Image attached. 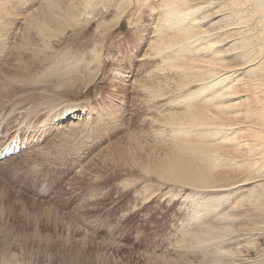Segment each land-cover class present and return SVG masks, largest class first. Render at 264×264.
I'll return each mask as SVG.
<instances>
[{
  "label": "rangeland",
  "instance_id": "374dc122",
  "mask_svg": "<svg viewBox=\"0 0 264 264\" xmlns=\"http://www.w3.org/2000/svg\"><path fill=\"white\" fill-rule=\"evenodd\" d=\"M49 1L0 0V129L4 137L20 131L28 137L25 151L0 161V224L11 231L6 238L11 264H212L213 241L203 238L198 244L190 233L225 222L214 221L218 212L207 208L199 215L184 196L217 198L225 191L170 181L155 168L170 169L174 162L213 172L216 182L232 185L247 174L224 160L235 158L234 151L223 152L229 163L216 162L199 149L209 142H201L199 132L190 143L163 120L168 112H174V121L186 120L185 103L167 105L179 84L172 83L170 97L155 101L142 87L151 79L179 77L162 74L157 68L165 62L149 47L161 1L91 0L65 27L45 21L39 32V12ZM214 9L200 16H212ZM219 39L225 33L213 41ZM219 46L226 52V44ZM227 60L237 65L241 59ZM232 98L238 101L235 109L220 121L235 125L241 140L253 138L258 114H264V91ZM75 106L83 110L75 122L52 124L53 116ZM179 136L186 138L181 144L197 150L182 152ZM254 151L234 152L236 164L254 162ZM258 183L263 186L264 179ZM260 203L235 209L227 231H252L254 251L264 254V200Z\"/></svg>",
  "mask_w": 264,
  "mask_h": 264
},
{
  "label": "bare ground",
  "instance_id": "6f19581e",
  "mask_svg": "<svg viewBox=\"0 0 264 264\" xmlns=\"http://www.w3.org/2000/svg\"><path fill=\"white\" fill-rule=\"evenodd\" d=\"M90 1L69 0L64 2L63 0H50L47 4V10L42 8L39 12L40 14L43 11L41 14L43 18H41V21L40 18L38 19L37 30L39 32L44 30L47 26L46 22L55 27L59 26L62 28V26H66L68 21L72 20V15L74 14L75 16L77 12L75 10H80L82 5L85 6ZM160 1L157 4L160 12L159 14L157 13L156 26L154 25L156 29L155 31L153 30L156 36L153 34L154 38L149 47L154 52V55L160 56L163 62H165V68L157 66V69L162 74L174 72V74H179V77L177 80L176 77L170 78L168 76L163 79H151L149 83H143V89L146 91L148 97L155 101L158 98L164 99L170 97L172 95L170 89L172 83L176 82L179 84L177 88L178 94L175 96L178 97L176 99L175 97L171 98V101L169 99L166 102L167 105L172 104V102L185 103L183 107L186 106V112L184 113L186 120L180 122H178L179 120L174 121V112L166 113L163 120L166 117L165 121L167 120L169 124H172L174 133L179 135L185 134L189 139L192 134H195V131L199 132V135L202 137L201 142L209 141L207 144L202 143L199 149L208 153L209 156L213 155L216 162L223 160L222 155L225 151L231 153V151L238 152L252 148L256 150L253 153L256 158H254V162L252 163L246 161V164H236L239 161L235 159L238 153L232 152L235 158L232 155L224 158V160L228 158L231 162L233 160L235 165L242 168V171L244 168V172L247 174L237 185L236 183L233 185L220 184V181H215L219 178L213 172L202 169L194 170L193 167L188 166H178L179 164L175 165L174 162H172V165L174 163L175 166L171 165L170 169L159 166L161 168L159 169L160 171L155 168V172L170 181L184 183L183 185L199 187L198 184H202L209 186L212 189L209 191L213 193L220 190L225 191L224 196L219 195L217 198H214L213 195L203 196L194 193H186L184 196V199L186 198L195 203L194 208H196L199 215L204 208H207L212 213L218 212L214 221L223 220L225 222V225L216 227L217 229L213 225H206L205 227L208 228H202L196 234L190 233V238L193 237L198 244L204 243L203 238L213 241L208 244L214 248L212 249L213 252H211L212 250L210 251V255L213 257L212 264H263L264 254L260 253L261 249L260 251H254V247L257 249L253 245V240L256 239L254 233L249 230L238 232L227 231V224L235 220L234 212L240 205H245V208L246 205L251 206L252 203V206L256 205L259 207L260 202L264 200V185L261 186L262 184L258 183L264 179V174H262L264 172V143H262V139L264 138V114L258 111L259 121L257 122L258 126L255 133L251 134L253 138L249 136L250 138L243 140L234 132L237 128L235 125L231 123L227 124L220 120L224 115L228 116L229 108L235 109L238 101L233 102L232 97L237 96V94L238 96H243L248 90H254L256 93L264 91V74L262 72L264 68V0ZM210 8H215L212 16L211 13L207 14V16H200V14L205 10L208 11ZM46 14L48 17H46ZM207 21H210L208 26H204L203 24H206ZM253 24L259 29V34L257 30L256 34L254 33ZM222 33H225L224 40L213 41L214 38L219 37ZM222 44L227 45L225 48L226 52H222L217 47ZM229 55H234L238 59L240 58V64L232 65L228 63L227 56ZM239 74H242V76L239 77ZM154 75L153 73L152 76ZM240 85L242 86L241 90ZM177 99L179 100L176 101ZM82 111H79L77 106L72 107L61 113V115L53 116L52 124L59 126L73 123L78 119V114L82 113ZM184 136H181V138L179 136L180 140L178 143L182 142V137ZM134 140L139 142V139L136 137ZM195 141L194 139L193 144H195ZM190 143H192V140ZM178 147L182 152H194L197 150L194 148L195 146L190 144L184 145L180 143ZM175 160L176 158H174ZM224 160L223 162L225 163L226 161ZM259 187L262 188V191L259 190L258 192L256 189ZM245 192L248 194H243ZM215 199L219 200L216 202ZM224 201L226 204H224ZM224 205H227L225 207L227 208L226 210H223ZM9 232L11 231L0 224V264H11L12 256L8 249V242L6 241ZM241 243L245 246L237 252H231L227 249L230 245ZM226 260L229 262H225Z\"/></svg>",
  "mask_w": 264,
  "mask_h": 264
}]
</instances>
